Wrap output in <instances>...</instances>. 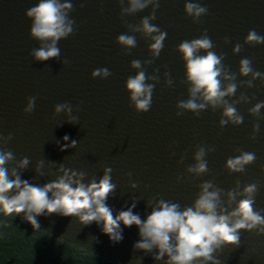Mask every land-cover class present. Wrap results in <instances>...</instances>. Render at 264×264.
<instances>
[{
  "label": "water",
  "instance_id": "1",
  "mask_svg": "<svg viewBox=\"0 0 264 264\" xmlns=\"http://www.w3.org/2000/svg\"><path fill=\"white\" fill-rule=\"evenodd\" d=\"M38 2L0 0V136L12 135L7 144L0 140V147L14 153L15 161L9 168L28 157L30 164L22 170V179L39 185L62 175L61 165L85 172V183L92 177L99 181L104 168H111L116 189L107 204L114 215L127 210L133 197L137 198L133 212L142 219L150 213L147 205L153 197L178 202L183 209L194 202L198 186L205 181H213L225 191L237 180L241 187L256 182L259 192L255 207L264 209V118L257 119L249 112L257 102H264V78L255 79L253 87L241 84L230 98L231 102L241 94L246 97L236 105L243 116L239 125L221 128L222 109L208 108L197 117L191 112L177 116L176 107L178 101L188 98V85L181 83L184 61L176 48L184 40L198 38L205 29L214 50L225 54V66L237 73L238 83L252 79L239 75L242 58L252 59L254 70L264 73V44H244L250 30L264 36V0H194L208 9L200 23H193L186 16V0H159L152 23L167 36L159 57L145 66L149 76L159 69V83L146 113H137L130 107L125 82L136 75V70L130 67L132 60L151 58L150 41L135 33L137 46L130 54H125L116 43L117 36L127 32L118 0H71L74 11L70 17L75 20L76 31L58 42L60 60L67 59V65L55 59L34 62L29 55L39 47V42L30 37L32 21L25 13ZM150 11L151 6L124 20L137 24ZM225 37L230 43H224ZM237 43L243 49L234 54ZM97 68H108L112 75L94 79L91 73ZM165 71L173 80L170 87L165 86ZM33 96L34 110L26 114L23 109ZM66 101L73 106L72 114L78 116L75 125L66 122L65 113L53 115L54 106ZM260 112L264 117V108ZM256 123L259 131L254 133ZM65 134L70 137L69 143L76 140L77 145L61 151ZM253 135L254 140L250 139ZM197 145L215 148L205 157L209 172L199 177L185 171L194 163ZM236 149L256 156L243 173H229L225 168L228 158L240 154ZM39 160H44L43 176L35 171ZM178 176L182 177L179 181ZM132 183L137 187L132 188ZM37 220L40 229L34 230L22 214L14 217L0 214V264H164L155 261L153 253L145 255L134 250L133 245L139 240L135 225L121 224L123 239L114 243L102 232V225L95 222L84 226L75 217L56 214L39 216ZM239 232L237 242L215 254L218 264H264V232L257 229Z\"/></svg>",
  "mask_w": 264,
  "mask_h": 264
},
{
  "label": "clouds",
  "instance_id": "2",
  "mask_svg": "<svg viewBox=\"0 0 264 264\" xmlns=\"http://www.w3.org/2000/svg\"><path fill=\"white\" fill-rule=\"evenodd\" d=\"M120 6V18L124 22L127 32L117 36L116 43L130 54L137 46L134 35L139 33L141 37L150 41L148 51L151 58L144 61L132 60L130 67L136 70L135 76H129L125 82V88L129 95L130 107L137 113H146L152 106V94L155 85L159 83V69H154L152 75H146L147 65L159 57L164 47L167 33L161 31L159 26L152 23L156 19V11L159 8V0H118ZM126 5V6H125ZM148 15L142 17L137 24L124 20L127 16H134L148 9ZM81 8L84 4L81 3ZM74 11L71 0H39L29 8L25 15L31 19L30 37L39 42V47L30 51L34 62H45L55 59L67 65V59L60 60L61 50L58 42L74 35L76 31L75 20L70 17ZM186 16L191 17L193 23H200L201 17L208 13V9L194 0H186L184 4ZM132 33V34H129ZM224 43H230L228 37ZM244 44L256 46L264 44V36L255 30H250ZM215 45L207 35V29L192 40L182 41L176 48L184 61V80L187 84L188 98L177 102V116L184 112H191L199 117L202 111L211 108L213 111L222 109L219 124L221 128L228 124L239 125L243 122V116L237 111L236 105L245 100L244 94L236 100H231L238 87L246 84L253 87V81L264 78V73L254 70L253 61L250 58H242L239 61V75L251 76L252 79L237 82V73L231 72L223 63L224 53H217ZM243 45L237 43L233 47V53L238 54ZM203 53V54H201ZM112 73L108 68H97L92 71V78L106 79ZM165 86H172L173 80L170 73L165 71ZM147 81H152L148 83ZM36 97L27 99L24 113L30 114L34 110ZM264 108V102H257L249 109L250 114L262 119L260 110ZM79 111V105L76 108ZM65 113L67 123L77 124L78 116H74L73 106L70 102L60 103L54 106L53 115ZM64 123V122H63ZM62 124V123H61ZM254 133L259 131V124L253 126ZM12 139V135L0 136L5 144ZM65 142L60 150L66 151L77 145L76 140H70L68 134L62 137ZM255 139V135L250 137ZM60 144V141H57ZM215 151L214 147L197 145L193 156L194 163L185 171L190 176L199 177L209 172L206 155ZM240 154L227 159L225 168L229 173H243L246 166L255 162L256 156L251 152L236 149ZM15 161L14 153L0 147V214L4 217L21 215L30 223L34 230L40 229L37 220L39 216L52 214L62 217H75L80 224L88 226L95 222L101 226L104 234L114 243L123 239V228H138L139 240L133 248L143 251L145 255L153 253L155 261H164V264H218L216 253L224 246L235 243L239 239V230L257 229L264 232V209L255 207L256 196L259 192L258 183L253 182L241 187L237 180L234 186L227 191L216 186L213 181L201 183L196 199L190 206L183 209L178 202L153 197L148 201L151 209L146 219H142L139 213H134L136 197L127 210H121L113 214V208L107 204L110 195L115 194L116 185L112 183L111 168H104V174L99 181L92 177L85 183L86 173L74 171L60 166L62 175L55 180L43 185L34 184L22 179V170H26L30 159L24 157L15 166L9 168ZM183 162V156L180 163ZM44 160L37 161L36 173L43 176L41 169ZM127 175L131 176V173ZM182 177L178 176L179 181ZM132 188L137 184L132 183ZM166 258V259H165Z\"/></svg>",
  "mask_w": 264,
  "mask_h": 264
}]
</instances>
